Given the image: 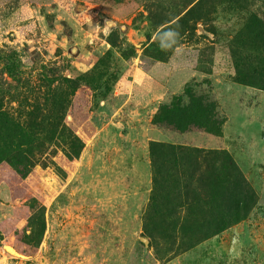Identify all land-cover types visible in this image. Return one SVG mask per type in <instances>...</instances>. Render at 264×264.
Masks as SVG:
<instances>
[{"label": "rangeland", "instance_id": "1", "mask_svg": "<svg viewBox=\"0 0 264 264\" xmlns=\"http://www.w3.org/2000/svg\"><path fill=\"white\" fill-rule=\"evenodd\" d=\"M0 264H264V0H0Z\"/></svg>", "mask_w": 264, "mask_h": 264}, {"label": "water", "instance_id": "2", "mask_svg": "<svg viewBox=\"0 0 264 264\" xmlns=\"http://www.w3.org/2000/svg\"><path fill=\"white\" fill-rule=\"evenodd\" d=\"M106 25L109 27V28H113V27H115L116 26V23L114 22V21H112V20H108V21H106ZM134 145H137V144H135L134 143ZM140 241L144 244V245H147V243H148V240L146 239V238H144V237H141L140 238ZM7 250H9L8 248L9 247H5Z\"/></svg>", "mask_w": 264, "mask_h": 264}]
</instances>
